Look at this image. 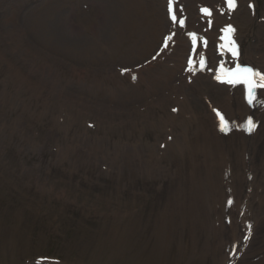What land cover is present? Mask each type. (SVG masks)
<instances>
[{
  "label": "rangeland",
  "instance_id": "obj_1",
  "mask_svg": "<svg viewBox=\"0 0 264 264\" xmlns=\"http://www.w3.org/2000/svg\"><path fill=\"white\" fill-rule=\"evenodd\" d=\"M189 3L194 14L205 4ZM241 8L238 62L264 75V0ZM55 25L98 42L76 23ZM207 29L203 63L189 40L168 64L176 94L156 96L132 66L99 70L0 38V264H264V87L255 77L250 96L217 81L220 26ZM129 88L137 97L118 103L115 92ZM208 231L212 254L202 250Z\"/></svg>",
  "mask_w": 264,
  "mask_h": 264
},
{
  "label": "bare ground",
  "instance_id": "obj_2",
  "mask_svg": "<svg viewBox=\"0 0 264 264\" xmlns=\"http://www.w3.org/2000/svg\"><path fill=\"white\" fill-rule=\"evenodd\" d=\"M74 1L79 0H0V38L4 41L9 40L10 46L14 48H25L30 52L52 50L61 52L60 54H68L74 64L97 67L99 70L104 66L111 67L113 64L132 66V71L145 84L146 93L155 96L163 89L176 94L179 86H169L168 83L172 81L170 79L173 77V72H176L177 64L171 65L172 67L168 64L180 59L178 52L181 48L188 47L189 39L193 36L199 39L198 49L195 50L197 53H194V60H198L207 52L205 48H201L207 42L206 36L213 35L211 30L208 31L207 26L233 29V23L237 18L249 13V10L241 6L245 1L250 2V0H239L240 2L236 4L235 0L237 7L231 10L232 8L226 6L222 0L221 9L225 14L221 15L218 14L217 9L221 5L220 0H199L205 4L197 7V9L201 8V12L197 10L196 14L189 0H185L181 6L179 2L176 4L175 0H106V3L103 0H81L84 4L88 2L93 6V14L87 15L74 7ZM166 3L167 5L171 3V6L172 3L175 4L173 13L176 17L175 21L167 18ZM67 7L73 8V14L66 9ZM202 9H207L210 15L204 16L206 14ZM100 11L103 13L102 19L97 17ZM198 13H202L203 18H195ZM204 18L206 19L203 21ZM179 21L184 22L181 28L177 24ZM56 22L60 27L63 25L68 28L71 22L82 29L87 28L98 42L63 36L59 32V26L55 25ZM230 36L234 39L232 33ZM219 44L221 47L220 36ZM213 57V71L218 73L217 75H222L221 71H225L229 65L235 64L239 59H232L222 48L219 54H214ZM153 76L162 77L164 80L154 81ZM133 90L129 88L126 91L115 92L113 97L118 103L128 96L130 99L137 97L138 92ZM152 101H155V98H152ZM129 110L127 114L136 113L135 110L134 112ZM212 126L215 130L213 122ZM176 202L178 203V200ZM172 217L195 219L196 215L194 212H175ZM163 218L169 225L172 218ZM192 226L193 229L199 227L195 220ZM201 230L202 234L203 232L206 234L204 228ZM202 250L210 254L214 252L212 238L205 242ZM49 264L63 263L50 261Z\"/></svg>",
  "mask_w": 264,
  "mask_h": 264
},
{
  "label": "snow or ice",
  "instance_id": "obj_3",
  "mask_svg": "<svg viewBox=\"0 0 264 264\" xmlns=\"http://www.w3.org/2000/svg\"><path fill=\"white\" fill-rule=\"evenodd\" d=\"M228 6H229V8H234L235 7V0H228ZM170 11H171V5H170ZM202 11L206 15H210V13L207 9H202ZM172 19L175 21L176 17L172 16ZM179 23L181 25H183V21H179ZM224 31H225V36L222 37V39H225L228 42V44L230 45V47L228 48V51H230L232 53V55L235 57L237 55L236 46L234 44H232L231 40H230V35H231L233 29L231 27H229V28L225 29ZM193 44L195 45V37L194 36H193ZM221 47H224V45H222ZM189 63L191 64V61H189ZM201 63H203V58H201ZM238 74H239L238 72L237 73H230V75L233 77H237ZM243 76L245 78L243 82H247L249 84L250 96H251L252 88L256 86L252 82V79H250V76L251 77H259V81H260L259 87H264V75H260V73H251L249 69H244L243 70ZM133 79H135V77H133ZM229 82L231 83L232 80H229ZM221 123L223 124V118L222 117H221ZM254 127H255V125L253 124V122L251 120H249L247 122V130L252 131L254 129Z\"/></svg>",
  "mask_w": 264,
  "mask_h": 264
}]
</instances>
